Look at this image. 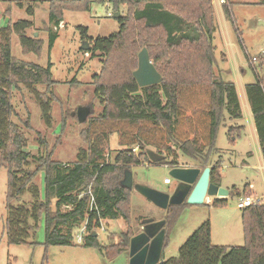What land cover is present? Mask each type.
Instances as JSON below:
<instances>
[{
    "label": "trees",
    "instance_id": "1",
    "mask_svg": "<svg viewBox=\"0 0 264 264\" xmlns=\"http://www.w3.org/2000/svg\"><path fill=\"white\" fill-rule=\"evenodd\" d=\"M98 1H108L115 11L124 6L126 13L117 17L119 30L108 37H82L92 44L87 52L103 56L101 70L92 80L94 96L103 108L89 117L92 108L87 105L91 109L83 133L87 146L80 148L68 165L54 160L51 152L32 155L25 150L27 139L12 120V91L20 84L28 89L44 124L50 127L51 101L37 91L36 85L45 84L48 90L54 81L49 68L17 60L11 54L13 33L24 52L39 54L41 40L26 34L32 21L19 19L0 27V167L7 169L8 213L3 231L10 244L28 243L41 217L46 246L70 244L73 229L85 223L86 246L111 259L127 251L131 236L136 234L129 224L131 190L120 184L125 169L149 162L147 149L164 155L165 159L158 162L163 165H179L180 152L201 170L210 166V182L220 185V162L212 160L218 152V128L225 125L231 143L244 129L236 122L242 118V110L235 84L223 79L216 63L213 35L217 24L212 0ZM89 8V0H52L49 18L58 24L62 11ZM222 8L235 26L229 1L224 0ZM27 12L32 14V6ZM143 47L162 80L139 87L132 72ZM245 90L264 162L263 78L258 76L245 85ZM112 134L117 137L114 158L109 149ZM135 145L137 153L131 151ZM31 165L35 168L29 169ZM37 172H43V197L33 182ZM89 190L94 198L92 206ZM232 192L237 197L252 195L246 186L242 192L233 187ZM24 195L30 199L24 200ZM226 204L227 198H215L212 203L217 207ZM240 210L243 245L213 244L210 221L206 220L180 246L177 256L162 258L158 264H264V203ZM118 218L128 224L119 235V244L102 247L92 233L102 219Z\"/></svg>",
    "mask_w": 264,
    "mask_h": 264
},
{
    "label": "rangeland",
    "instance_id": "2",
    "mask_svg": "<svg viewBox=\"0 0 264 264\" xmlns=\"http://www.w3.org/2000/svg\"><path fill=\"white\" fill-rule=\"evenodd\" d=\"M89 1L88 11L64 10L59 16L62 20L56 24L49 18L52 0H0V27L19 19H29L32 21V26L26 30V34L40 39L42 43L39 54L24 52L18 36L13 33L10 40L12 56L20 61L34 62L49 68L54 81L48 86V90L45 84L36 85L37 91L49 97L51 101L50 127L44 124L40 108L33 95L21 84L12 91L11 101L15 108L12 120L20 127L27 139L26 151L32 155L51 152L54 160L62 161L65 165L71 164L78 150L87 146L83 135L87 122L80 123L71 112L79 106L90 105L92 114L89 117H92L98 115L103 108L99 99L94 96L92 83L94 74L101 70L103 56L100 52L92 56L87 52L88 49L83 50L81 48L83 40L89 43V49L92 44L90 40L82 37L83 35L94 39L108 37L120 27L119 20L113 15L114 12H118L119 15L126 13L124 6H120L119 10L115 11L108 1ZM228 1L231 4L235 26L225 14L223 15L219 0H212L217 24L213 35L216 63L224 67L227 62L221 61L222 52L229 54L231 49L236 63L243 69V73L240 74L241 83H252L258 76L263 78L264 82L263 0ZM18 3H21V6ZM28 6H32V14L27 12ZM236 28L238 31H235ZM224 31L227 32L228 38L224 35ZM228 41L231 43L230 47ZM251 57H256L257 60L251 62ZM228 68L230 72L222 74L223 79L237 80L234 78L237 71L234 63L228 62L227 71ZM236 82L237 86H240V82ZM245 121V118H241L236 122L245 125ZM215 143L218 152L212 155V160L220 162V186L231 191L235 187L241 192L246 186L253 196L264 200L263 159L248 130L241 131L235 143H231L227 128L225 125H220ZM109 149L111 157L114 158L117 150L115 134L110 137ZM178 162L179 166H193V162L180 152ZM34 168V165L29 167V169ZM130 170L136 183L167 193H171L176 186L168 168L158 162L149 160L133 165ZM164 177L170 178L171 183L164 184ZM33 182L39 186L43 197V172H37ZM6 189L7 169L0 167V264H128V250H123L108 259L95 247L86 246L87 232L81 233L82 241H78V234L84 223L81 227L73 229L72 240L68 245L44 244L45 222L42 217L35 232L28 237V243H8L3 231L8 213ZM23 198L26 201L30 199L28 195H24ZM214 199L207 197L205 203L201 205L184 202L161 209L131 189L129 224L132 231L138 233L141 230V221L146 218L156 221L166 220L167 234L162 250L163 259L177 256L180 246L206 220L210 221L213 244L243 245L241 210L236 206L237 194L228 196L225 206H213L211 203ZM127 227L128 224L122 218L102 219V227L96 231L97 241L105 248L118 245L119 235L126 231Z\"/></svg>",
    "mask_w": 264,
    "mask_h": 264
},
{
    "label": "water",
    "instance_id": "3",
    "mask_svg": "<svg viewBox=\"0 0 264 264\" xmlns=\"http://www.w3.org/2000/svg\"><path fill=\"white\" fill-rule=\"evenodd\" d=\"M113 15L118 17L119 13L114 12ZM89 47V43L83 40L81 48L87 50ZM132 75L139 87L161 82L162 77L150 60L146 47L138 52L137 67L133 70ZM90 112L89 106H79L71 112V115L76 116L77 120L83 123ZM146 154L148 159L154 163L165 159L164 155L152 149H147ZM166 166L169 175L176 182V186L171 193L134 182L130 169L124 170L120 184L127 189L135 190L161 209H167L169 205H179L184 202L191 205H201L205 203L207 197L227 198L230 195L233 196L231 190L210 182V166L204 167L203 170L197 166ZM165 224V219L156 221L152 218H146L141 221V230L131 236L129 240L128 264H158L162 262V250L166 239ZM92 235L96 236L97 233L94 232Z\"/></svg>",
    "mask_w": 264,
    "mask_h": 264
},
{
    "label": "crops",
    "instance_id": "4",
    "mask_svg": "<svg viewBox=\"0 0 264 264\" xmlns=\"http://www.w3.org/2000/svg\"><path fill=\"white\" fill-rule=\"evenodd\" d=\"M226 1H228V0H226ZM222 12H223V8H222ZM214 13H215V9H214ZM223 15H224V12H223ZM224 25H225V20H224ZM224 35L227 37V32L224 31ZM228 45H229V47L231 45V43L229 41H228ZM229 51H230L229 54L226 53V52H222V55H224V60L223 61L226 60L227 64L224 65V67H223V65L218 64V68L221 70L222 74L228 73V72H230L229 68H228L229 70L227 71L228 62L234 63V66L237 69L236 74H235L236 76L234 78H236L237 80L233 79V80H229V81H232L235 84V87H236V90H237V94H238V98H239V102H240V106H241V110H242V118L246 119L243 130H245V129L248 130V133H249L250 137L253 139L255 145L257 144V148H258L259 154H261L259 140H258V135H257V132H256V128H255V125H254L253 117H252V114H251V111H250V107H249V104H248V101H247V96H246L245 84H248V83H241L240 74L243 73V69L241 68L240 64L236 63L235 57L233 55V51L231 49ZM225 66H226V68H225ZM236 81L240 82V86H237V82ZM261 157H262V155H261ZM262 163H263L262 164V168L264 169L263 160H262ZM184 166H186V165H184ZM209 205H210V203H209Z\"/></svg>",
    "mask_w": 264,
    "mask_h": 264
},
{
    "label": "built area",
    "instance_id": "5",
    "mask_svg": "<svg viewBox=\"0 0 264 264\" xmlns=\"http://www.w3.org/2000/svg\"><path fill=\"white\" fill-rule=\"evenodd\" d=\"M219 2L222 4L224 2V0H219ZM256 60H257L256 57H251V62H253V61L255 62ZM131 151L134 152V153H137L138 152V146L135 145V146L131 147ZM163 183L164 184H170L171 183L170 178L164 177L163 178ZM88 194L90 195L89 201H90V205L92 206L93 203H94V198H93V195H92L90 190L88 191ZM257 203H264V200H262L261 197L253 196V195L237 197V200H236V206L238 208H240V209L248 207V206H251V205H254V204H257ZM100 222H101L100 227H102V221H100ZM85 226L86 225L84 223V226L82 227V229H80V234H78V241H82L81 233H85L86 232V227Z\"/></svg>",
    "mask_w": 264,
    "mask_h": 264
},
{
    "label": "flooded vegetation",
    "instance_id": "6",
    "mask_svg": "<svg viewBox=\"0 0 264 264\" xmlns=\"http://www.w3.org/2000/svg\"><path fill=\"white\" fill-rule=\"evenodd\" d=\"M176 183V182H175Z\"/></svg>",
    "mask_w": 264,
    "mask_h": 264
}]
</instances>
